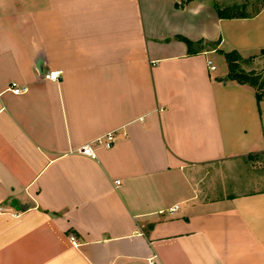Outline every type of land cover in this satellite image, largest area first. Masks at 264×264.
Instances as JSON below:
<instances>
[{"label":"crops","instance_id":"1","mask_svg":"<svg viewBox=\"0 0 264 264\" xmlns=\"http://www.w3.org/2000/svg\"><path fill=\"white\" fill-rule=\"evenodd\" d=\"M180 2L0 0V264H264V189L199 185L264 151L263 99L210 57L256 70L264 7Z\"/></svg>","mask_w":264,"mask_h":264},{"label":"rangeland","instance_id":"2","mask_svg":"<svg viewBox=\"0 0 264 264\" xmlns=\"http://www.w3.org/2000/svg\"><path fill=\"white\" fill-rule=\"evenodd\" d=\"M215 4L216 7H229L234 5L239 6L233 11L244 14H253L255 10H261L264 0H203ZM212 63L217 67L216 74L223 75L224 78H229V68L224 57L218 55L210 56ZM257 64L256 70L246 71L260 78L264 77V69H260L264 64V53L258 55V59L250 65L245 64V68L249 66L251 69ZM232 80V79H231ZM256 90V88H254ZM262 121L264 127V94L262 97ZM261 147L264 149V136ZM201 181L200 193L202 196L212 192L213 195H227L229 193H244L250 191H258L264 189V151L244 157L242 159L217 164L209 168L203 169L200 173ZM212 195V194H210Z\"/></svg>","mask_w":264,"mask_h":264},{"label":"trees","instance_id":"3","mask_svg":"<svg viewBox=\"0 0 264 264\" xmlns=\"http://www.w3.org/2000/svg\"><path fill=\"white\" fill-rule=\"evenodd\" d=\"M189 1L191 0H181L180 5H183L184 3ZM262 7H264V3ZM238 8L239 6L234 5L231 8L216 7V10L220 18H246L257 14L260 11L259 9H257L253 14H244L241 12L233 11ZM221 53L223 54L228 64L229 77L239 84H247L253 88H256L255 97H256V101L259 103V101L262 99L264 94V77L260 78L254 74L244 72L240 68V61L242 60V58L238 54V52L230 51V52H221Z\"/></svg>","mask_w":264,"mask_h":264},{"label":"built area","instance_id":"4","mask_svg":"<svg viewBox=\"0 0 264 264\" xmlns=\"http://www.w3.org/2000/svg\"><path fill=\"white\" fill-rule=\"evenodd\" d=\"M210 65V68L213 70L215 69V66L212 65L211 61L208 62ZM43 77L47 80H53V81H57L60 78V71H49V72H45L43 74ZM11 90L18 94L21 92H24L26 90V87H19L17 86L16 83H12L11 84ZM99 143H103L105 148H112L114 141H115V137L114 134L112 132L107 133L104 137L102 138H98L97 140ZM75 152L82 154V155H86L89 157H94V150L91 147V144L87 143L84 144L80 147H78ZM177 209V206L170 208L168 211L169 213H173L175 210Z\"/></svg>","mask_w":264,"mask_h":264}]
</instances>
